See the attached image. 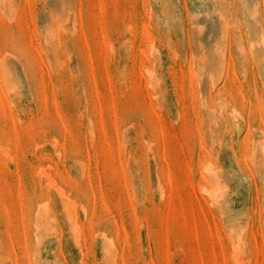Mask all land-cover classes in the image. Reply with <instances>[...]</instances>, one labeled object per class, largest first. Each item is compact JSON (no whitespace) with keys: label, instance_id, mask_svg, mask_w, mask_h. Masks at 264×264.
<instances>
[{"label":"rangeland","instance_id":"rangeland-1","mask_svg":"<svg viewBox=\"0 0 264 264\" xmlns=\"http://www.w3.org/2000/svg\"><path fill=\"white\" fill-rule=\"evenodd\" d=\"M0 264H264V0H0Z\"/></svg>","mask_w":264,"mask_h":264}]
</instances>
